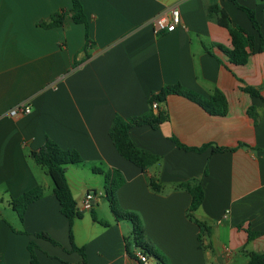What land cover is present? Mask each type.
Returning <instances> with one entry per match:
<instances>
[{"label": "crops", "instance_id": "obj_1", "mask_svg": "<svg viewBox=\"0 0 264 264\" xmlns=\"http://www.w3.org/2000/svg\"><path fill=\"white\" fill-rule=\"evenodd\" d=\"M237 1L254 10L259 32L230 0H80L87 28L72 20L71 0H0V264H30L29 242L40 264H139L131 223L114 218L104 184L97 177L74 183L67 169L82 213L73 221L72 236L83 248V260L71 249L68 221L52 184L29 154L46 137L75 149L83 168L122 174L119 206L137 215L143 240L168 264H247L249 253L264 252V50H258L264 3ZM173 7L180 24L155 34L152 20ZM61 11V24L44 25ZM222 14L253 37L245 64L229 62L216 46L231 47ZM175 83L204 98L219 89L226 112L209 114L177 94L157 102L153 112L165 110L167 120L155 129L144 124L128 131L136 146L160 156L155 168L142 171L117 152L108 128L114 114H143L152 92ZM244 86L258 89L260 97ZM19 103H27L30 112L9 116ZM172 138L191 147L210 143L229 149L186 151ZM150 177L160 182V191L150 188ZM192 178L204 192L195 218L206 231L186 216L188 191L175 187ZM35 185L42 186L43 196L26 207L20 221L9 200ZM87 192L94 196L88 210L95 220L82 207Z\"/></svg>", "mask_w": 264, "mask_h": 264}, {"label": "trees", "instance_id": "obj_2", "mask_svg": "<svg viewBox=\"0 0 264 264\" xmlns=\"http://www.w3.org/2000/svg\"><path fill=\"white\" fill-rule=\"evenodd\" d=\"M237 8L242 10L248 19L250 20L254 29L259 32V24L256 20L254 10L246 7L237 0H230ZM264 3V0H257ZM214 8L210 7L209 12H213ZM216 8V7H215ZM72 20L75 23H84L87 28L86 18L83 12V7L80 0H71ZM62 11L56 13L51 17V20L44 23L45 26H56L61 24L63 19ZM231 43V47H225L221 44L216 46L224 53L229 62L234 64H245L248 60L249 51L247 45L253 40V37L249 35L240 26L232 25L230 20L225 14H222V20ZM87 39V36H86ZM258 50H264V39L260 36L258 43ZM251 96L260 97L258 89L244 86L242 88ZM169 94H177L183 96L198 105H200L207 113L212 115H222L226 112V99L223 93L219 89H215L213 94L209 98H204L201 95L183 87L179 83L163 85L157 92H152L149 96L148 103L149 109L141 115L130 116L123 118L118 114H114L111 124L108 128V135L112 141L117 152L126 160L130 161L134 165L138 166L142 171H146L148 167L159 163L160 156L147 152L138 146H136L129 137L128 131L133 126L149 125L152 128H157L159 124L166 121L168 115L165 110H159L154 113L151 107L152 102H162ZM248 113L253 118L255 117L254 108L251 106L248 108ZM176 146L186 151H202L211 146V151H224L229 148L219 147L211 145L210 143L203 144L199 147L186 146L180 143L175 138H172ZM30 157L33 161L43 167L52 182V192L56 197L60 212L65 216L68 221V237L71 244V249L77 251L82 260L84 258V252L82 247H77L73 242L72 236V224L76 218H80L82 213L78 209L76 201L74 200L70 188L68 186L65 170L68 164H78L81 162L80 155L75 149H63L56 142L46 137L45 140L35 149L30 151ZM91 170L94 173H100L103 175V188L104 197L108 203L109 209L112 212L116 220H128L132 226V237L135 245L145 250L152 259H156L160 263L168 264V259L159 254L158 251L152 248V246L143 240L142 224L137 215L131 211L122 209L116 199V190L124 182L122 174L115 168H109L106 171H102L98 167H92ZM149 186L153 191H160L161 184L155 177L149 178ZM177 188H184L190 194V204L186 211V216L189 219L195 220L197 225L204 231L207 230V225L195 218V212L200 206L203 199V189L196 178L186 180L184 182L177 183ZM43 196V188L41 185H35L34 187L22 192L16 197H12L9 203L12 209L15 211L18 219L23 221L24 212L26 207L32 202L40 199ZM92 218L95 220L93 211H91ZM107 225L105 222H101ZM37 236L45 238L50 242L56 244L46 233L38 232ZM258 233L248 232V236H256ZM36 245L33 242H29L27 249L29 251L30 264H40L35 254ZM247 264H264V252L263 253H249Z\"/></svg>", "mask_w": 264, "mask_h": 264}, {"label": "built area", "instance_id": "obj_3", "mask_svg": "<svg viewBox=\"0 0 264 264\" xmlns=\"http://www.w3.org/2000/svg\"><path fill=\"white\" fill-rule=\"evenodd\" d=\"M179 10L173 7L169 10L168 14H162L156 16L152 20V28L155 34L173 31L180 24ZM152 109L158 108L156 101L151 104ZM30 112V106L27 103H19L13 106L9 111L8 115L18 117ZM94 196L91 192H87L82 199V207L89 209L91 207ZM133 255L137 259L139 264H151V259L148 253L142 248L136 246L133 249Z\"/></svg>", "mask_w": 264, "mask_h": 264}, {"label": "rangeland", "instance_id": "obj_4", "mask_svg": "<svg viewBox=\"0 0 264 264\" xmlns=\"http://www.w3.org/2000/svg\"><path fill=\"white\" fill-rule=\"evenodd\" d=\"M158 164V163H157ZM157 164H154V165H152V166H150L151 168H155L156 167V165ZM36 166L39 168V169H41V168H43V167H41L40 165H37L36 164ZM69 170L70 171V173H68V175H69V178L71 179V180H73V182L74 183H77V184H79V182H80V177H83L84 179H88V178H91V177H97V179H99V181H100V185L101 184H103V178H102V176H100V175H97V176H95L92 172H91V170H89L87 167L86 168H83L82 166H79V165H77V164H68V165H66V170ZM74 169L75 170H77V171H79L78 173H79V175L77 176L76 174L73 176V174L71 173V172H73L74 171ZM65 170V171H66ZM72 175V176H71ZM48 179H49V181H50V183L52 184V182H51V180H50V178H49V176L47 175L46 176ZM102 186H100L99 188H101ZM76 188V187H75ZM74 192V194H75V192L76 191H73ZM73 198H75L76 199V201H77V203L79 202L78 201V199H77V197H73ZM94 205V204H93ZM105 206H103V208H100V209H98V217H100V216H102V214H103V211L105 210V209H107V205H106V203L104 204ZM92 206V205H91ZM94 207H96V205H94ZM85 211V213H89V212H91L90 210H84ZM97 211V210H96ZM130 239H131V237H130ZM244 259V258H243ZM243 264H245V263H243Z\"/></svg>", "mask_w": 264, "mask_h": 264}]
</instances>
